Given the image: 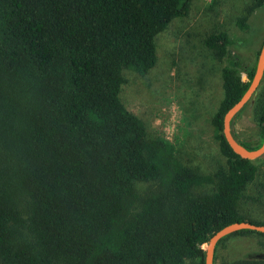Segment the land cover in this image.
<instances>
[{
    "label": "trees",
    "instance_id": "16d2710c",
    "mask_svg": "<svg viewBox=\"0 0 264 264\" xmlns=\"http://www.w3.org/2000/svg\"><path fill=\"white\" fill-rule=\"evenodd\" d=\"M191 2L0 0V264H203L202 245L222 226L264 224L242 205L255 160L221 133L255 63L243 71L226 31L202 39L222 63L210 123L224 165L200 173L182 164L119 98L122 70L149 71L156 35ZM258 8L264 0H251L246 14ZM246 14L235 19L240 30ZM255 94L260 141L238 140L247 149L264 134V70ZM246 234L264 237L230 235Z\"/></svg>",
    "mask_w": 264,
    "mask_h": 264
},
{
    "label": "rangeland",
    "instance_id": "374dc122",
    "mask_svg": "<svg viewBox=\"0 0 264 264\" xmlns=\"http://www.w3.org/2000/svg\"><path fill=\"white\" fill-rule=\"evenodd\" d=\"M250 2L192 0L184 17L172 19L156 35L155 65L143 75L128 69L121 72L119 98L143 122L147 137L161 136L169 141L176 158L200 173H211L225 164L210 123L222 95V63L204 47L202 39L209 32L226 31L234 42L232 49L241 52L243 71L249 69L264 34V8L246 14ZM245 14L248 28L240 30L235 19ZM242 76L246 78L244 73ZM259 99L258 94L252 96L232 118L231 131L237 140L260 141L255 119ZM254 160L256 175L246 187L242 205L254 218L264 220V154ZM145 185L138 183L137 187ZM226 236L215 248L212 264L264 261V237ZM205 247L206 243L203 251Z\"/></svg>",
    "mask_w": 264,
    "mask_h": 264
},
{
    "label": "water",
    "instance_id": "95a60500",
    "mask_svg": "<svg viewBox=\"0 0 264 264\" xmlns=\"http://www.w3.org/2000/svg\"><path fill=\"white\" fill-rule=\"evenodd\" d=\"M264 70V35L258 52L256 55L255 63L249 83L242 93L240 98L233 103L223 114L221 121V133L232 150L236 155L248 160H254L264 154V134L261 143L254 149H247L242 146L239 141L233 136L231 131V121L238 111L245 105V103L253 96L254 92L258 89ZM242 81L246 78L242 76ZM248 229L255 232L264 234V224H254L248 221H234L226 224L216 230L207 240L206 247L203 254V264H212L214 250L217 242L226 235H229L238 230Z\"/></svg>",
    "mask_w": 264,
    "mask_h": 264
}]
</instances>
